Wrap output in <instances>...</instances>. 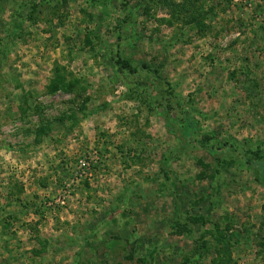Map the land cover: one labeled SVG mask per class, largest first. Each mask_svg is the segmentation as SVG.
<instances>
[{"label": "rangeland", "instance_id": "374dc122", "mask_svg": "<svg viewBox=\"0 0 264 264\" xmlns=\"http://www.w3.org/2000/svg\"><path fill=\"white\" fill-rule=\"evenodd\" d=\"M262 162L264 0H0V264H264Z\"/></svg>", "mask_w": 264, "mask_h": 264}, {"label": "trees", "instance_id": "16d2710c", "mask_svg": "<svg viewBox=\"0 0 264 264\" xmlns=\"http://www.w3.org/2000/svg\"><path fill=\"white\" fill-rule=\"evenodd\" d=\"M115 63H116V65H118L121 69H123V70H126V71H128V72H130V73H136L137 72V70H138V67L137 66H132L131 64H130V62H128L127 60H123L121 57H119L118 55H116V58H115ZM139 68H142V69H147V66L145 65V64H141L140 66H139ZM56 79H57V81H59V83L60 82H64V80L61 78V77H59V76H57L56 77ZM58 87V86H57ZM57 87H55V86H53V84H52V88H53V90H55V89H57ZM52 91V90H51ZM44 129H40L39 131H38V133H44ZM225 145H227L226 143L225 144H223V147L225 146ZM219 150L220 149H222V148H218ZM248 153H252V152H248ZM250 162H252V161H250ZM247 163H249V160H248V162ZM250 164V163H249ZM256 168H258V170L260 171V175H261V178H262V181L264 182V163L262 162V163H257L256 164V166H255ZM200 220V219H199Z\"/></svg>", "mask_w": 264, "mask_h": 264}]
</instances>
